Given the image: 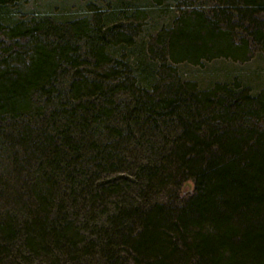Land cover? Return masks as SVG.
<instances>
[{"label": "trees", "instance_id": "trees-1", "mask_svg": "<svg viewBox=\"0 0 264 264\" xmlns=\"http://www.w3.org/2000/svg\"><path fill=\"white\" fill-rule=\"evenodd\" d=\"M132 1L59 21L0 0V264H264V91L171 67L264 44V0L182 10L138 69L119 58ZM163 133L162 158L126 165L125 144Z\"/></svg>", "mask_w": 264, "mask_h": 264}, {"label": "rangeland", "instance_id": "rangeland-1", "mask_svg": "<svg viewBox=\"0 0 264 264\" xmlns=\"http://www.w3.org/2000/svg\"><path fill=\"white\" fill-rule=\"evenodd\" d=\"M14 1V2H13ZM151 0H133L134 9L129 10V13L124 14L123 24L128 30L132 31L133 41L127 47L120 45L123 51L119 58H129L130 65L134 69H138L142 64L137 58V55H146V61L151 64L160 62L161 57L158 56V49L162 47L163 43L160 42V32L167 31L182 10L190 9H204L211 14L214 8L215 0H161L162 3H156ZM117 3L120 0H12V7L17 16L24 17L28 20L39 19L45 16L51 17L54 20H62L66 18L75 17H87L94 19L95 14H110L113 8H116ZM234 21L238 20L236 15H233ZM253 20L257 25L264 27V9L261 7L254 12ZM33 21V20H32ZM131 27V28H130ZM243 34L238 32L237 35ZM244 37L239 39L236 36L235 42H242L243 39L249 40L248 51L243 55L231 57V56H212L200 58L197 62L190 60H183L180 62H174L171 67L176 70V74L182 79H193L197 82L200 88H206L213 85L217 81L234 82L236 87H240L251 92L264 91V44L259 41L253 40L249 34H243ZM120 48V49H121ZM120 49L116 50V54ZM126 60V59H125ZM124 63V62H123ZM159 64V63H158ZM88 67V66H86ZM166 68L169 69V63L166 64ZM116 94V98L126 99L128 93L121 92ZM253 121V120H252ZM257 122V121H256ZM262 120L257 124L262 126L264 123ZM177 130L165 131V133H176ZM163 133L161 136H146L145 142L137 147L128 142L124 145L123 156L126 158V165L130 167V164L134 166L137 162L145 160H157L162 153L160 151H166V147H169V143H165L169 140V136ZM141 138H135L134 142L137 143ZM133 142V143H134ZM164 151V153H165ZM169 153V152H168ZM167 153V154H168ZM144 158V159H143ZM136 163V164H134ZM132 165V166H133ZM131 168V167H130ZM111 177V176H109ZM184 184V185H183ZM165 186L160 188L152 196L153 199H167L171 194H176L175 190L170 191V187ZM181 188H186L191 191L194 188V182L191 179L183 180L180 184ZM175 188V187H174ZM18 260L23 259L21 249L17 251ZM25 255V254H24ZM26 261V260H25ZM35 260L33 263H37ZM17 264H30L22 261H18ZM44 264V262H41Z\"/></svg>", "mask_w": 264, "mask_h": 264}, {"label": "water", "instance_id": "water-1", "mask_svg": "<svg viewBox=\"0 0 264 264\" xmlns=\"http://www.w3.org/2000/svg\"><path fill=\"white\" fill-rule=\"evenodd\" d=\"M183 190H184V191H187V189H186V188H184Z\"/></svg>", "mask_w": 264, "mask_h": 264}]
</instances>
